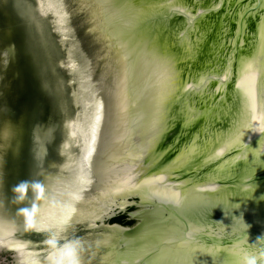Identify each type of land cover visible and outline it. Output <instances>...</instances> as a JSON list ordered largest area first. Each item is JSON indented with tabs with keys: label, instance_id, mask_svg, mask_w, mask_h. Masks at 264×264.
<instances>
[{
	"label": "water",
	"instance_id": "obj_1",
	"mask_svg": "<svg viewBox=\"0 0 264 264\" xmlns=\"http://www.w3.org/2000/svg\"><path fill=\"white\" fill-rule=\"evenodd\" d=\"M29 1L26 27L21 2L0 0V65L5 15L18 65L0 95L17 112L0 109V254L13 264L15 251L22 264H101L115 249L132 264H264V0ZM68 13L113 82L103 121L88 128L93 141L56 93L52 59L61 57L35 22L49 14L64 42ZM57 102L65 137L44 167L36 122ZM79 163L88 176L65 189L60 176ZM118 214L136 223L109 224Z\"/></svg>",
	"mask_w": 264,
	"mask_h": 264
},
{
	"label": "flooded vegetation",
	"instance_id": "obj_2",
	"mask_svg": "<svg viewBox=\"0 0 264 264\" xmlns=\"http://www.w3.org/2000/svg\"><path fill=\"white\" fill-rule=\"evenodd\" d=\"M21 2L22 12L25 15L24 17V24L27 27L28 25V18H31L30 15L34 16V5L30 3L29 0H19ZM63 1L65 0H59L63 4ZM9 2V8H12V0H8ZM71 9L68 10L70 13ZM66 15L65 18V25H64V33L66 37L63 38L64 42H60L58 38H56V30L54 27V24L52 22V18H50V15L48 14V19L40 18L36 16L35 22L39 24L38 27H41L42 31V37H43V45L45 44L46 47L50 48L51 53L53 56L57 53V56L60 54L61 59L65 57L68 60V57L72 60L70 63L71 69H64L61 68L59 61L53 60V79L54 81L59 84L58 87V97H62L63 94V101L65 103V111L66 113H69L72 109V112L74 111V108L77 107L80 110V128L83 132H86V137L88 134V128H92V130H96L99 127V121H103L104 119V113L107 109V100L110 98V91L112 87V79L110 78H101L100 73L102 70V63H98L99 59L96 55H98V48L96 42L92 40V38L87 34L88 29L84 27L82 21L76 18L75 15L69 14ZM35 17V16H34ZM5 21L6 23V38L8 42L5 43L6 46H4V54H5V62L3 66L0 65V78L2 81L0 82V95L2 93H6L7 85L5 84L6 81L10 83L11 79H17L18 77V71L17 68L18 65L15 64V54L17 50V43L16 40H13V33L12 30H10V27H13L10 25V16L5 15ZM32 19V18H31ZM1 22V20H0ZM1 24V23H0ZM55 32V33H54ZM49 34L51 35V41L49 38ZM2 34H0L1 36ZM55 35V38H54ZM19 46V45H18ZM56 46V47H55ZM58 49V52L56 50ZM55 57V56H54ZM65 58H63L65 60ZM59 59V60H61ZM13 63V64H12ZM22 66H20L21 68ZM57 69V71H56ZM25 71V70H24ZM21 69L19 79L23 81V86L27 87V74ZM55 71L58 72L55 74ZM16 81V80H14ZM11 84V83H10ZM63 89V90H62ZM2 90V93H1ZM4 93V94H5ZM6 97V96H5ZM21 103L26 104V100L23 96H20ZM3 100V101H2ZM59 102V101H58ZM54 104L53 108L51 110L47 111V115L45 116V113L42 115V119H40L41 114L38 113V120L36 122V128L37 131V142L40 145L39 147V153H43V151H46L47 162L44 163V167L49 164H56L58 162V156H59V144L62 141V138L65 136H61L59 133V126L60 124H63L64 126H67V117L64 119L60 118V109H59V103ZM111 103V101H110ZM0 109L3 110L6 117L9 119H12L13 117H17V112L14 107H12L10 104H8V100L0 99ZM65 116V115H64ZM47 118V119H46ZM46 119V120H45ZM46 121V127H45V121ZM44 128L45 132L44 133ZM90 132H92L90 130ZM85 137V136H84ZM96 136L89 135L88 138L90 141H93V139L96 140ZM75 137L71 138V141H73ZM66 139V138H65ZM68 140V139H67ZM69 157H71L70 154H68ZM43 166V165H42ZM79 170L76 171V168L72 167L68 170H65V174L61 175L60 181L62 183V186L65 187V189H72L74 190L77 187V181H80L85 175H87V168L84 166H81L79 163ZM42 170V169H41ZM55 171V168L51 169V173ZM48 173V172H47ZM56 171L51 175V177H45L46 182L48 184H52V181H54L56 176ZM41 182L45 180L43 177H41ZM51 179V181H47ZM59 180V179H58ZM133 209H130L129 211H132ZM119 215H125V220L127 222H131V225H121L118 223H112L111 220L108 222L112 226L117 224L124 227H131L133 226L136 221L131 220L127 214H118L115 217H118ZM114 217V218H115ZM1 245V244H0ZM5 247L4 245H1ZM1 248V247H0ZM6 249V248H1ZM88 263H91V261L97 259H93L89 256H87ZM0 264H13L12 259L9 258L7 255H4L2 258H0Z\"/></svg>",
	"mask_w": 264,
	"mask_h": 264
},
{
	"label": "bare ground",
	"instance_id": "obj_3",
	"mask_svg": "<svg viewBox=\"0 0 264 264\" xmlns=\"http://www.w3.org/2000/svg\"><path fill=\"white\" fill-rule=\"evenodd\" d=\"M1 245H0L1 248H6ZM15 256L17 258V261L20 264H22L18 251H15ZM87 259H88L87 256H83V257H79L76 259H72V260H68V261H64V262H60L56 264H89ZM100 261H101V264H105V263L106 264H132L133 258L131 256L130 251L127 252L123 250V252L117 253V249H115L111 252L105 253L103 257H100Z\"/></svg>",
	"mask_w": 264,
	"mask_h": 264
},
{
	"label": "trees",
	"instance_id": "obj_4",
	"mask_svg": "<svg viewBox=\"0 0 264 264\" xmlns=\"http://www.w3.org/2000/svg\"><path fill=\"white\" fill-rule=\"evenodd\" d=\"M111 222L112 223H118V224H121V225H126V226L132 224L131 222H127L125 220V215H119L118 217L112 218Z\"/></svg>",
	"mask_w": 264,
	"mask_h": 264
},
{
	"label": "rangeland",
	"instance_id": "obj_5",
	"mask_svg": "<svg viewBox=\"0 0 264 264\" xmlns=\"http://www.w3.org/2000/svg\"><path fill=\"white\" fill-rule=\"evenodd\" d=\"M4 256V254H0V258H2ZM1 260V259H0Z\"/></svg>",
	"mask_w": 264,
	"mask_h": 264
}]
</instances>
